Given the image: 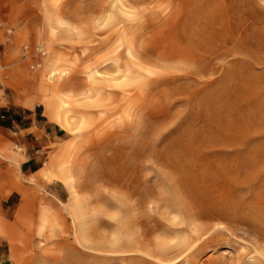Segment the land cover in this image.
Listing matches in <instances>:
<instances>
[{
  "label": "rangeland",
  "instance_id": "obj_1",
  "mask_svg": "<svg viewBox=\"0 0 264 264\" xmlns=\"http://www.w3.org/2000/svg\"><path fill=\"white\" fill-rule=\"evenodd\" d=\"M2 112L0 264H264V0H0Z\"/></svg>",
  "mask_w": 264,
  "mask_h": 264
},
{
  "label": "crops",
  "instance_id": "obj_2",
  "mask_svg": "<svg viewBox=\"0 0 264 264\" xmlns=\"http://www.w3.org/2000/svg\"><path fill=\"white\" fill-rule=\"evenodd\" d=\"M2 113H4V115L0 116V119H2L0 120V130L3 131L12 132L13 126H15L16 124H22V122L26 119L29 120V124L19 127L23 131H27V133L25 132V137L23 139L25 148L22 155L24 157V161L20 164V170L24 174H33L37 172L39 170L38 164L40 163L41 150L39 149V145L36 143V136L38 135L40 130L41 132H44L50 138V140H55L57 138L56 129H50L46 122L40 126L39 121L36 120L35 115L21 117V114L16 112L13 113L16 116L5 114L6 112ZM33 129H35L36 132H32ZM29 135H32L35 139H32L31 141L26 139V137ZM3 189L6 190V186ZM11 195L12 193L3 196L0 192V208L5 206V203L8 202Z\"/></svg>",
  "mask_w": 264,
  "mask_h": 264
}]
</instances>
